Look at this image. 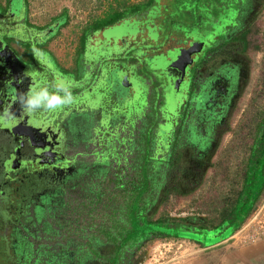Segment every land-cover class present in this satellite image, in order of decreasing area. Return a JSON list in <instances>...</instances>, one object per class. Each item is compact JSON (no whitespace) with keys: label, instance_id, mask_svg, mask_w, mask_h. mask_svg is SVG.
<instances>
[{"label":"flooded vegetation","instance_id":"af4514ba","mask_svg":"<svg viewBox=\"0 0 264 264\" xmlns=\"http://www.w3.org/2000/svg\"><path fill=\"white\" fill-rule=\"evenodd\" d=\"M235 2L229 0L226 3L224 1L225 5H229V7L222 11V6L216 0V4L221 6L222 15L223 12L229 11L231 8L234 9V20L230 17L224 18L229 23H226L225 29H221V35L213 39L214 41L209 45L200 46L199 50L202 51L203 57L197 61L201 64L196 67V72L192 71L193 75L186 76V67L184 68L182 80L190 82L189 92L193 95L188 100V107L185 106V102H182L173 108V110L176 109L177 117L171 115V119L168 120L167 112L169 111L166 109L165 116L162 114V116L155 119V122L152 121V126H154L150 131L151 142L149 140L148 149L151 150V153H155V158L151 157L149 159L148 167L154 175L152 180L153 183L155 181L154 187L157 186L158 189L157 191H153V189L150 193V205L147 206L146 213L153 207L158 190L165 186L168 180L177 183L181 189L180 192L198 189L203 182L204 175L212 165V158L217 155L215 151L221 149L223 151L221 155L223 156L231 148L221 145L226 140V129L230 125L235 103L240 99V95L249 84L252 83L253 74L256 73L255 66L251 61L250 51L257 50L253 27L256 16L263 9L264 0L261 2L259 0H241L239 5ZM14 5V0H6L4 10H2L3 8L0 9V57L5 60L6 68L13 75L24 80V85L18 84V87L21 90L25 86L24 88L28 94L26 97H22L21 100L27 99L33 91L39 89L48 88L51 90L50 93H55L57 87L54 84L62 81L70 84L68 78L75 77V71H79L80 77L83 78L85 76L93 78L96 71L95 76L99 78L103 71L106 72L110 69L108 67H110L111 58L110 56L107 57L106 62V52L109 51V54L114 56L120 48L130 46L131 42L128 41L130 37L124 35V37L116 39V32L118 33L120 28L123 27L134 29L133 23H143V28H138L140 33L142 30L144 34H147L149 30H155V27L150 24L152 23V14H154L152 11L160 7L157 0L137 2L130 6L145 7V13L140 12L136 16L119 21L112 27L102 29L100 27L95 29L94 27L99 23H103L109 15L115 12H110L109 7L103 6H98L95 9L96 13L95 11L85 10L84 18L87 19L85 25L78 28L79 33L77 30L74 37L67 43L60 34L64 20L62 15L57 16L54 21L50 20L38 26L26 17L27 7L25 14H21L20 8L16 12L12 10ZM10 7L11 10L8 11ZM214 20L218 22L217 15H215ZM202 22H207V18ZM202 22L196 21L193 26L187 28L189 37L186 36L185 39H180L183 49L189 50L191 45L197 44L194 41L195 37L193 35L195 33L193 31L196 30L195 26H198L199 29ZM125 23L127 25H124ZM209 25H213L212 21L208 22L206 30L210 28ZM110 31L113 32L114 36L112 41L106 42L103 34L107 37L110 35ZM123 32L125 34L126 30H123ZM212 32L214 31L210 28L207 33L213 37ZM66 46H69L72 53L73 71L71 72H67L66 69L62 68L57 54L64 49H68L65 48ZM135 46L138 48L137 43ZM143 47L142 45L139 46L138 55H141L140 52L150 55L152 50L150 48L143 49ZM94 52L98 55L95 64L87 59L89 56L93 58ZM138 55H135L134 61H131L135 66L138 65L136 63H139V60H137ZM26 56L30 59L29 63L23 58ZM188 58L191 62L196 60V58L190 56ZM184 61L183 63L186 66ZM123 62L125 61L121 63L123 64ZM121 65L118 67L120 68ZM193 66L195 67L196 64ZM111 69L114 70L113 67ZM175 73L180 76L179 72L175 71ZM34 81L35 83H33ZM34 84H36L35 88ZM80 85H77V88ZM84 85L83 83L82 86ZM85 87L81 91L76 89V92L70 93L72 102L65 110L60 111L61 108L59 107L51 111L40 107L28 113L24 110L25 107L19 110L20 105L17 106L12 99L8 105L7 113L3 114V107L0 110V126L3 127L6 125V121H11L10 123L14 124L22 123V119L29 115L31 121L28 122V132L26 131L25 134L34 137V139L29 137L22 140L19 138L10 140L7 135L1 132L3 134V140H1L3 144L0 146V264H63L62 259L67 261L64 264H91L93 261L92 256L95 253L92 250V242L96 238L86 239L83 244L86 249L82 250L70 248L69 243L65 246L46 243L47 240L52 238V230L61 227L60 222L63 219L71 220L74 218L73 220L77 221L75 219L77 213L71 216L74 212L69 211V209L66 211L60 210L66 197H69V192L72 194L78 192L82 202L86 203L83 212L86 209L89 211L94 207L95 198L102 196L104 193H100V189L96 192L93 191L92 183H94V180H89L88 177L94 175V172H98L97 177L102 174L101 178H103V171L108 172L111 159L114 166L120 165V161L123 160V171L126 168L127 158L123 154L128 153L131 141L126 140L125 137L130 136L123 137L120 131H117L115 137L103 136V125L106 123V116L101 117L98 114L99 112L95 110L90 114L88 108L86 110L83 106L84 104L76 105L78 101L80 103L85 102L82 99L90 91L87 84ZM4 91L5 87H0V96L3 95ZM169 92L170 95L174 94L171 89H169ZM177 92H181L180 87ZM60 94L62 95V93ZM5 95L7 96L8 92L7 94L5 92ZM77 99L78 101H75ZM191 100L194 101L192 107L190 106ZM171 103H173L172 100ZM159 108H163L161 102ZM80 111H84L85 114L81 122L76 117ZM158 112L160 111L158 110ZM136 114L138 113H134V115ZM130 116H133V114H130ZM31 123L39 128H33ZM85 126L91 129L92 135L89 136L86 133L81 138ZM80 128L82 130H79ZM95 134H97V137H95ZM161 134L167 136L171 134L170 144L167 145L168 153L165 157L161 155L167 151L164 148ZM107 139L112 140L109 146L107 144L109 140ZM253 145L254 142L252 141L247 146L249 148H246V166ZM159 151L161 154H158ZM170 172L176 173L177 177L170 175ZM227 176L228 174L225 177ZM242 178L243 176L235 197H232L231 194L227 195L222 198V202L233 200L232 203H235L243 185ZM227 181L228 179H225L224 183H227ZM152 197H154L153 200ZM101 199L103 200L104 197L102 196ZM228 208H224L223 212L227 211ZM221 213L217 214L216 217L222 218ZM192 219L196 221V226L191 225V223L186 224V222L185 224L174 222L177 224L176 229L183 235L182 240L194 241L202 247H211L227 240L232 234L219 239L231 229L230 225L225 221H221L222 219L212 226L206 222L204 217ZM43 235L47 236L46 240L43 239ZM148 236H152V234L150 233ZM188 236H192V238H187ZM213 238H218V241L211 245L206 244ZM76 239L78 238L76 237ZM143 240L140 239L132 247L136 248ZM127 257L129 259V255ZM118 260L119 263L117 264H127V259L119 257Z\"/></svg>","mask_w":264,"mask_h":264},{"label":"rangeland","instance_id":"374dc122","mask_svg":"<svg viewBox=\"0 0 264 264\" xmlns=\"http://www.w3.org/2000/svg\"><path fill=\"white\" fill-rule=\"evenodd\" d=\"M217 1H219V4L222 6V11H224L226 7H229V5L226 6L224 3V1L227 3L229 0ZM232 1L237 2V0ZM259 1L261 2L263 0ZM5 2L6 0H0V9L3 8L2 10H4ZM137 2H144V0H104V2H102V0H14L15 5L12 10H15L14 12H16L19 11L20 8L21 14H25L27 7L26 17L30 22L38 26H41L50 20L54 21L57 16L62 15V17H64L63 24L65 21L66 23L61 25L60 34L63 40L69 43L76 34L78 28L83 27L87 21V19L84 18L85 10L95 11L96 13L97 11L95 9L98 8V6H103L106 8L109 7L110 12L115 10L122 12L125 10V13L127 11V13H129L130 10L127 9L130 5L136 4ZM240 2L241 0H239L237 4L239 5ZM157 3L160 7L154 9L152 11L154 14H152V18L150 17L152 22L150 24L155 27V30L151 28L152 30H149L147 34H144V32H142L143 30L140 33L138 28H143V23H133L134 29L123 27L120 28L118 33L116 32V39H120L124 37V35H127L130 37L128 38V41L131 43L129 44V47L117 50L114 56H111L109 51L106 52V62L107 57L110 56L111 58V62L109 63L110 67H108L110 69L108 71H103L99 78H90L88 76L83 78L80 77L81 75L78 73L79 71H75V77L68 78L70 84H66L63 81L54 84L56 87L60 86L66 88L70 93L73 91L76 92V89L77 91L85 89V85L87 84L90 91L86 93L82 99V101L85 102L80 103L77 99L75 100L78 101L76 105L84 104L83 106L85 108L92 109L91 112L95 110L96 112H99L98 114H100L101 117L106 116L107 120L103 125L104 135L102 134L104 137L105 135L115 137L117 131H120V134H122L123 137L126 135L130 136L125 137L126 140H130L131 143L129 144L128 153L123 154L126 155L127 158L124 171H121L124 163L123 160L120 161V165L114 166L112 162L113 160L111 159L108 172H106V170L103 171V178H101L102 174L97 177L98 172H94V175L88 177L89 180H94V183H92L93 191L96 192V190L99 191L100 189L104 193L102 195L104 199H107L108 194L110 195V193L113 192L114 180H116V177L114 176L116 173H118V176H123L122 179L126 181L131 175H133L132 170L135 171V169L132 168L133 166L131 167L132 161L134 162V166H137V169L139 168L136 177L138 178V182L137 184L134 183V187L131 185V191L129 192L134 195L133 197H129L130 203H128V198L124 195V188L118 189V191L121 192H117V197L123 203L121 209H123V213L125 211V214L122 217L120 216V213H118L119 210H117L116 216L117 220H120L123 223H125V221H123L122 218L125 219L126 216L131 214V212L134 216L135 214L137 216V213L144 215L143 209L135 206L132 202L134 200H141L144 196L148 195V192H152L150 189L146 191L143 188L145 186V181L140 175L142 164L147 162L149 156L151 155L155 158V153H151L147 144V141L149 142L150 140L151 142L150 131L154 126H152V121L154 120L155 122V119L162 116V114L165 116L164 113L167 111H169L167 112L169 117H167L168 120L171 119V115L177 117L176 109L173 110L174 106L179 105L182 102H185V106H187L188 100L191 99L193 95L189 92L190 82L182 80L180 84L181 92L171 94L170 96L171 100L174 98L172 101L173 103L168 102L172 104V106L169 107L168 104L167 106H163L164 108H159L160 102L155 96L157 92L155 89L157 84L154 83V79L151 77L152 70L150 69V66H148L149 64L141 67L142 63H139L140 67L139 70H136V74H133L131 70L122 69L118 66L122 64V61H125L121 65L124 67H127L125 63L132 64L131 61H134V56L138 55V48L140 45H142V47L144 46L143 49L150 48L152 50L150 53L153 56H158V54L161 55L165 50L169 51L168 54H173L174 50L184 48L177 40H180L181 38L185 39L186 36H188L189 31H187V28L193 26L196 21L202 22L207 18V22H202L199 29L198 26H195L196 30L193 32L196 36H193L195 37L194 41H196L197 44L191 46L189 50L191 52H185V50L183 51L182 49L183 57L185 58L184 62L186 64L185 75L190 77L192 71L194 70V72H196V67L201 64V62H197L203 57L202 51L199 50L201 48L200 46L205 44L209 45L214 41L213 39L221 35V29H225L227 26L226 23H229L226 22L224 18L230 17L234 20V9L231 8V10L223 12L222 15L220 9L221 6L216 4V0H157ZM10 10L11 7L8 11ZM127 13L125 16H127ZM215 15L218 17V22L214 20ZM209 21H212L213 23V25H209L214 31L212 32L213 37L207 33L210 28L206 30ZM254 24L253 34L255 36L257 50L253 52L250 51V57L253 66H255L256 73L253 74L252 83L249 84L240 95V99L235 103L232 117L230 119V125L226 129V140L221 146H229L231 148L228 152L223 154V156L221 155V153H223L221 149L215 151L217 155L212 158L213 166L211 165L210 169L207 170L203 182L198 189L188 191L184 188L186 191L180 192L181 189L177 183L175 184L168 180L166 185L158 190L153 207L148 213L145 212L149 221L183 222L184 224L186 222V224L191 223V225L196 226V221H193L192 218L204 217L206 222L212 226L221 219L216 217V215L223 212L224 208H228L233 202V200L222 202V198L230 194L232 197H235L236 190H239L240 188L241 177L246 169V148L252 141L254 142L256 137H258V134L260 133L259 126L264 125V2L263 9L256 16ZM124 25L127 24L125 23ZM123 30H126L125 34ZM155 31L156 33H154ZM103 36L105 41L109 42V40L112 41L114 35L113 32L110 31V35L106 37L103 34ZM136 43L138 48L135 46ZM65 48L68 49H64L63 51L70 52L69 46H66ZM93 54L94 59L92 56L86 57L90 62L95 64L97 63L98 55H96L95 52ZM187 55L188 57L196 58V60L191 62ZM23 58L26 62H30V59H28L27 56ZM64 63L67 64L68 62ZM194 64H196L195 67L193 66ZM50 66L47 65L48 68H50ZM112 67L114 68L113 71L111 69ZM95 73L97 72L95 71L94 74ZM149 77H151V79H148V81L152 83V86L154 87L152 89L154 90L150 91L151 93L148 94L145 89L149 90L151 87L147 86L143 80H147ZM158 80L162 89L165 90L166 81H168L167 76L163 75ZM130 81L135 83V86L130 84L129 87L128 83ZM41 82L42 81L40 80V83ZM33 83H35V81ZM83 83L85 84L84 86H82ZM77 85L80 86L77 88ZM33 86L35 88L36 84ZM46 89L49 93L51 92L50 89ZM175 98H177L176 101ZM193 104L194 101L191 100L190 106L192 107ZM165 108L167 111H164ZM158 110L160 112H158ZM170 111H174L172 113L175 114H172ZM133 113L138 114L130 116V114ZM65 116L67 117L68 115ZM76 117L84 118V111H80ZM83 132L81 138L85 136L86 133L89 136L92 135L91 129L86 126L83 128ZM164 132L166 133V130ZM160 136L164 141V148L167 151L163 152V154L159 151L158 154L165 157L168 153L167 145L170 144L171 134L169 136L161 134ZM95 137H97V134H95ZM107 140H109L107 143L109 146L112 140ZM94 144H96V142H94ZM226 174H228L227 177H225ZM135 175L136 173L133 176ZM170 175L177 177V174L174 172H170ZM153 177L154 175L149 168V187L155 186V181L154 183L152 181ZM225 179H228L227 183H224ZM157 189V186L152 188L153 191H157ZM132 190H134V193ZM68 195L69 197H66V200L63 202V207L60 208V210L66 211L69 209V211L74 212L71 216L77 213V217H75L77 221L75 222L73 220L74 218L71 220L63 219L60 222L61 227L52 230V238L47 240L46 243H49L50 245L59 244L60 246H65L69 243L68 246L70 248H73L74 250H82L86 249L83 245L85 240L93 237L96 239L92 242V250L97 256L94 257L95 255H91L93 260L91 264H110L109 260L115 256L114 246L110 242H107V239H105L103 235H98L97 232H95V227L93 228L90 226V223L88 225L83 221L84 219L80 217L81 214L83 215L85 209L83 204L85 203L82 202V198L78 195V192L75 194L69 192ZM101 214L102 213L98 215ZM151 229L157 231L154 227L152 228V226H149V230ZM180 236L181 238L183 237L182 234H180ZM43 237V239L46 240L47 236L43 235ZM76 237L78 239H76ZM181 238L166 239L150 236L140 243V247L126 248V253L129 255V259L127 257L126 260L127 264H224V262L228 264L226 258H228L235 249L242 250L246 247L252 246L258 240L264 239V192L242 225L222 243L211 247H202L194 241L182 240ZM187 238H190V236ZM216 241H218V238H213L208 244L211 245ZM69 252L73 253L71 251ZM253 260L254 258H250L246 262L247 264H253L255 263ZM256 262L264 264V258H262L260 262L257 260ZM62 263H67V261L62 259Z\"/></svg>","mask_w":264,"mask_h":264},{"label":"trees","instance_id":"16d2710c","mask_svg":"<svg viewBox=\"0 0 264 264\" xmlns=\"http://www.w3.org/2000/svg\"><path fill=\"white\" fill-rule=\"evenodd\" d=\"M145 9V7L139 5L133 7L130 6L127 9L130 10V12H126L127 16H125V10L122 12L114 11L115 13L111 14L103 23H99L94 28L97 29L100 27L102 29L112 27L123 19L136 16L140 12L145 13ZM146 14H148V12H146ZM130 66L131 64H127V67L121 66L120 68L130 70ZM93 77H96L95 74ZM259 132L260 133L258 134V137L254 139V145L252 147L253 150L250 154V157L248 158L246 169L243 172V185L238 193L237 199L235 200V203L230 204L227 211L221 213V221H225V223L230 225L231 228L230 231H228L225 235L233 233L242 225L264 192V125L259 126ZM147 144L149 145V142H147ZM151 157L152 156L150 155L149 159H151ZM149 159L147 162L142 164L140 169V175L145 181L144 185L146 186L143 188L146 191L149 189L152 191V187L148 186ZM133 163L134 162L132 161L131 167L133 166L132 168L135 169V171L132 170V174L134 175L136 173L135 176L131 175V177L129 176V179L124 181V179H122L123 176H118V173H116L114 176L116 177V180H114V189L112 190L113 192L107 196V199L102 200V196L95 198L94 207L93 209L87 211L88 215L86 214V210L83 212V215L81 214L85 223L88 225L90 223V226L96 228L95 232H97L98 235H103L105 239H107V242H110L114 246L115 256L109 260L110 264L119 263V257L127 259V253H125V249L134 246V244L138 243L140 239L145 240L146 238L150 237L148 236L150 233L154 238H181L179 231L176 229L177 224L174 222H151L148 220L145 212L147 206L150 205V192H148V195L144 196L141 200H134L132 202V204L135 206L143 209L144 215L137 213V216L136 214L134 216L131 212V214L126 216L125 219L122 218L125 223L117 220V210H119L118 213H120V216L123 217L125 214V211L123 213V209H121L123 203L117 197V192H121L118 191V189L124 188V195H126L128 198V203H130L129 197L134 196L133 194L129 193L131 191V185L134 187V183L137 184L138 182V178L136 177L139 168L137 169V166H134ZM121 171H123V168ZM99 192L102 193V191ZM132 192L134 193V190H132ZM153 199L154 197H152V200ZM85 204H83L84 208ZM100 213L102 214L98 215ZM149 226H152V228L154 227L157 231H154V229L149 230ZM137 247H140V244ZM123 253L125 254L122 255Z\"/></svg>","mask_w":264,"mask_h":264},{"label":"water","instance_id":"95a60500","mask_svg":"<svg viewBox=\"0 0 264 264\" xmlns=\"http://www.w3.org/2000/svg\"><path fill=\"white\" fill-rule=\"evenodd\" d=\"M178 42L180 43V40ZM191 46L189 47V50H190ZM182 49L183 48H181L179 50H174L173 54H168L169 51L165 50L164 52L161 53V55L158 54V56H153L151 54L149 55L145 52L141 53V55H138L137 60H139V63H142L141 66H143V65L147 66L146 64H149L148 66H150V69L152 70L151 77H153L154 83L157 84V87L155 88L157 90L155 96L157 97L158 101L161 102L162 107L167 106L168 104L170 107L171 104L168 103V102H171V99H170L171 95L169 94L170 93L169 89L173 90L174 91L173 93L177 94L176 90L179 89L180 84L182 82V77H183L182 74H183L184 68L186 67L183 63V60H185V58L183 57V51L185 50V52H191V51L186 50V49H183V51H182ZM1 58L2 57H0V80H1V82H0L1 86L0 87H2V86L5 87V91L3 92V95L0 96V104H2L0 110L3 107V112H4L3 114H5V113H7L8 105H9L11 99L16 103L17 106L20 105L19 110L21 108L25 107L24 102L26 99L21 100V98L26 97L28 93L26 92V90L24 88L25 86L21 90H19L18 84L23 86L24 80L13 75V73L11 71H9L8 68H6L7 66L5 65V60H2ZM142 59H144V60H142ZM137 66H138V68H137ZM139 67H140L139 64L136 66L134 64H131L130 70L132 71L133 74H136V70H139ZM175 71L179 72L180 76H178L177 73H175ZM163 75H166L168 78V81H166L165 90L162 89L161 84L158 82L159 81L158 79H160ZM151 77L147 78V80H143V81H145L147 86L151 87L149 90L145 89V91L148 94L151 93L150 91L154 90V89H152V88H154L152 86V83H150V81H148V79H151ZM130 84L135 86V83H132L131 81L128 83L129 87H130ZM9 85H10V88H9ZM5 92H6V94L8 92L7 96L5 95ZM173 99H172V101H173ZM69 105L70 104L61 106L60 111L67 109V107ZM24 110H25V108H24ZM165 111H166V108H165ZM133 115H134V113H133ZM1 119L4 120L3 117H1ZM29 121H31V120H30V116L28 115L27 117H24L22 119V123L19 122V123L14 124V123H10L11 121L10 122L6 121V125L4 124L5 125L4 127L0 126V146L3 144V141H1V140H3V137H2L3 134L7 135L10 140L15 139V138H19L20 140H22L24 138L27 139L29 137L34 139V137L32 135H30V134L26 135L25 134L26 131L28 132V125H29L28 122ZM32 125H33V128H35V129L39 128L34 124H32ZM225 236H227V235H223L222 238H224ZM190 237L192 238V236H190ZM222 238H219V239H222ZM206 244H208V242Z\"/></svg>","mask_w":264,"mask_h":264},{"label":"clouds","instance_id":"9594fccd","mask_svg":"<svg viewBox=\"0 0 264 264\" xmlns=\"http://www.w3.org/2000/svg\"><path fill=\"white\" fill-rule=\"evenodd\" d=\"M60 93H62V95ZM71 102L72 97L70 92L66 88L57 86L55 93H49L46 88L39 91H33L24 102V106L25 111L31 113L40 107L48 110H54L61 106L70 104Z\"/></svg>","mask_w":264,"mask_h":264},{"label":"crops","instance_id":"0c3cea01","mask_svg":"<svg viewBox=\"0 0 264 264\" xmlns=\"http://www.w3.org/2000/svg\"><path fill=\"white\" fill-rule=\"evenodd\" d=\"M177 41H179V40H177ZM69 51L70 52L62 51V52H58L57 53L58 57L60 59V63H61L62 68L66 69L67 72L73 71L72 70V65L73 64L71 63V61H72V58H71L72 53H71V50H69ZM67 56H69V57H67ZM64 62H68V63L65 64ZM88 110L90 111V114H92V112H93V111L91 112L92 109H88ZM81 119L82 118H78V121L81 122ZM79 130H82V129L80 128ZM250 258H254L253 261H255V263H253V264H260V263H257L256 260L258 262H260V260L262 258H264V239L263 240H258L252 246L246 247V248H244L242 250L235 249V251L233 253H231L230 256L228 258H226V259L228 260V264H247L246 261L249 260ZM224 264H226V263L224 262Z\"/></svg>","mask_w":264,"mask_h":264},{"label":"bare ground","instance_id":"6f19581e","mask_svg":"<svg viewBox=\"0 0 264 264\" xmlns=\"http://www.w3.org/2000/svg\"><path fill=\"white\" fill-rule=\"evenodd\" d=\"M148 252H150V251H148Z\"/></svg>","mask_w":264,"mask_h":264}]
</instances>
